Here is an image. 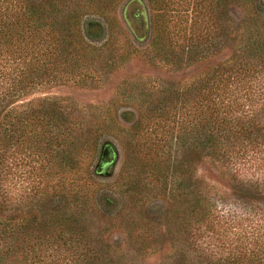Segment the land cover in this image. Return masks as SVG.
<instances>
[{
  "label": "trees",
  "instance_id": "1",
  "mask_svg": "<svg viewBox=\"0 0 264 264\" xmlns=\"http://www.w3.org/2000/svg\"><path fill=\"white\" fill-rule=\"evenodd\" d=\"M120 1L0 0V264H122L87 226L98 207L90 182L109 148L103 149V125L84 123L61 99L28 100L48 87L95 81L93 72L104 70L103 48L89 39L100 37L101 26L86 19ZM146 3L154 32L150 45L159 55L161 35L168 39V65L216 63L183 89L172 86L170 97L159 100L149 118L140 113L132 129L160 147L164 140L155 129L147 134L146 126L161 129V122L183 119V147L224 171L231 202L206 197L199 204L187 187L189 206H199L198 222L208 235L198 264H264L260 0ZM248 6L255 7L250 12ZM230 7L246 10L237 25ZM167 134V145L177 147L179 136L173 139L171 128Z\"/></svg>",
  "mask_w": 264,
  "mask_h": 264
},
{
  "label": "rangeland",
  "instance_id": "2",
  "mask_svg": "<svg viewBox=\"0 0 264 264\" xmlns=\"http://www.w3.org/2000/svg\"><path fill=\"white\" fill-rule=\"evenodd\" d=\"M259 6L264 21V0ZM254 7L248 6V11ZM229 9L237 25L246 10ZM170 10L176 14L173 7ZM150 19L146 0H121L113 9L89 16L87 21L101 26V38H91L89 44L103 48L104 70L93 72L94 82L48 87L28 100H64L84 123L103 125L101 141L103 149L110 148L104 156L108 164L101 172L97 167L99 174L90 182L98 207L88 216L87 226L111 247L110 253L122 264H198L208 235L198 222L199 206H189L187 187L192 186L199 204L206 197L231 202L233 191L222 177L224 171L200 151L183 147V119L179 124L161 122V129L146 126L147 134L155 129L158 139L164 140L160 147L132 128L140 113L149 118L159 100L170 97L172 86L183 89L216 58L210 60L211 66L207 62L189 68L168 65L163 55L168 39L161 35L163 51L158 55L150 45L154 35ZM167 30L173 32L172 23ZM108 63L114 67L108 68ZM169 128L173 139L179 136L177 147L167 145Z\"/></svg>",
  "mask_w": 264,
  "mask_h": 264
},
{
  "label": "flooded vegetation",
  "instance_id": "3",
  "mask_svg": "<svg viewBox=\"0 0 264 264\" xmlns=\"http://www.w3.org/2000/svg\"><path fill=\"white\" fill-rule=\"evenodd\" d=\"M109 149V148H108ZM105 153H107V148H106V150H105ZM108 163H105L104 162V159L99 163V168H100V172H101V170H104V167L107 165Z\"/></svg>",
  "mask_w": 264,
  "mask_h": 264
}]
</instances>
